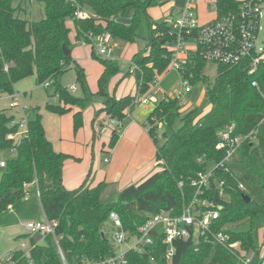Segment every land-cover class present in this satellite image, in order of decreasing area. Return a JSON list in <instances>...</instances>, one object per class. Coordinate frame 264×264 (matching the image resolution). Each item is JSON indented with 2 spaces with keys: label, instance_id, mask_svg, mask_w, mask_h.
Returning a JSON list of instances; mask_svg holds the SVG:
<instances>
[{
  "label": "trees",
  "instance_id": "16d2710c",
  "mask_svg": "<svg viewBox=\"0 0 264 264\" xmlns=\"http://www.w3.org/2000/svg\"><path fill=\"white\" fill-rule=\"evenodd\" d=\"M44 4V18L30 21L17 14L21 5L14 6V0H0V95L15 90V84L35 75L36 82L43 85L50 81L52 88L45 108L53 113L72 114L73 129L77 132L84 125L83 110L94 96H101L103 107L96 110L93 118V141L101 136L100 126L108 118L122 123L133 107L132 102L139 93H147L157 77L171 65L167 42L171 41V21H152L147 11L162 0H79L82 8L92 12L88 17H75L77 5L65 0H41ZM216 16L221 17L235 11L237 0H215ZM129 23L121 21L129 10ZM147 14L149 37L144 49L133 54L131 73L137 82L136 93L117 97L108 91L109 80L120 71L119 61L98 55L92 46V55L103 66L98 78V90L89 89L87 75L72 55H65L63 44L69 47L73 20L77 41L90 43L89 33L94 36L109 32L113 39L135 43L142 14ZM8 64V69H5ZM207 61L194 57L188 67L193 74L192 85L206 83V97L212 105L210 111L201 114L198 108L182 110L180 99H160L153 102L144 125L156 145L155 159L158 170L139 183L125 187L115 202L106 203L101 196L105 182L90 187L86 183L74 190L63 185L64 163L70 154L54 149L48 139L42 122V115L32 109L29 122V136L19 143L6 139L13 130L9 123L13 116L0 111V149L16 147L14 156L7 157V165L0 169V213L7 210L29 193V185L35 184L44 214L59 221L58 233L64 234L61 246L70 264H84L89 259H99L112 253V243L106 230L111 211L119 214L126 229L135 230L149 214L162 209L180 213L193 189L191 177L207 166L198 158L220 161L225 152L217 148L218 132L226 125H235V134L257 131L255 141H245L229 161L230 173L226 179V194L215 200L223 206L216 221V229L248 221L247 231L229 229L231 240L240 241L246 252H264V61L251 72L247 61L237 65L217 64V76L213 83L208 81L204 70ZM132 66L134 68L132 69ZM76 70V82L83 92L77 96L70 88L61 84L62 75ZM257 81V86L253 82ZM168 126L171 132H164V141H158L159 125ZM120 134L112 130L107 153L115 147ZM180 180L185 186L180 188ZM243 184L245 191L239 188ZM250 196L246 202L243 194ZM263 229V230H262ZM262 234L263 242L259 241ZM32 244L31 259L34 264H63L57 246L51 236H45L46 243L35 241L28 234ZM18 237V238H19ZM261 238V240H262ZM195 250L193 239L176 241V252L170 263L163 249L150 254H131L134 264H238L237 257L219 244L201 243ZM263 249V250H262ZM20 264L28 263L23 250L9 251Z\"/></svg>",
  "mask_w": 264,
  "mask_h": 264
},
{
  "label": "built area",
  "instance_id": "2783aa9c",
  "mask_svg": "<svg viewBox=\"0 0 264 264\" xmlns=\"http://www.w3.org/2000/svg\"><path fill=\"white\" fill-rule=\"evenodd\" d=\"M77 5L74 13L75 17H88L86 8H82L79 0H65ZM238 6L235 11L221 17H214L207 22H200L198 16V0H186L179 14L171 22L172 33L171 41L167 42V48L171 55V65L178 69L184 78L183 91L164 96L165 100L180 99L184 92L192 90L193 74L188 72V67L194 57L201 58L207 62H214L223 65H237L247 61L251 72L258 68L264 61V44L259 43V33L263 29L264 23V0H237ZM215 11L216 1L209 2ZM104 34L94 36L89 33L88 38L98 55L107 58H114L116 46L96 43V39ZM82 43H86L82 41ZM134 66L132 67V69ZM8 69V64H5ZM50 81H46L43 86L48 87ZM156 83V81L154 82ZM257 86V81L253 82ZM72 92L77 90L76 85L70 88ZM9 100L8 108L12 111L7 113L13 116L9 126L13 130L9 131L6 139L14 144L29 136V122L32 117V107L24 102L22 93L17 90L0 95ZM158 103L159 99L154 96H138L133 100L132 105ZM122 123L116 118H108L100 126L101 135L110 134L112 130H119ZM257 131L252 130L247 134H235V125H226L218 132L217 148L225 152V156L220 161L207 160L205 157L198 158L199 162H206L207 166L198 171L189 181L193 189L190 196L184 203L180 213L173 210L162 209L158 212L149 214L135 230L126 229L123 226L119 214L111 211L108 222L113 226L114 232L111 236L112 253L99 259L86 260L84 264H134L131 261V254H150V260L155 261V256L151 252H159L163 249L165 258L171 263L176 252V241L191 240L196 243L195 250H199L201 243L219 244L230 250L238 259V264H264V252L259 255L256 250L246 252L242 249L240 241H232L229 232L230 226L225 225L219 230L216 229V221L221 215L223 206L218 203L213 192L219 198L226 194V179L221 176L230 173L229 161L238 152L245 141H255ZM17 152L16 147L0 149V168L7 165L6 158L1 157L3 153L14 156ZM109 161V157L105 159ZM179 187L185 186V181L180 180ZM239 188L245 191L243 184ZM39 196V191H38ZM27 234L33 236L42 234L43 237L51 236L57 246L58 253L63 264H70L66 259L64 250L61 246L64 234L58 233L59 221L49 219L45 214L43 218L26 220L23 223ZM32 244L22 243V248L28 257L27 264H34L31 259L30 248ZM0 264H20L14 259L12 252L8 253ZM25 264V263H22Z\"/></svg>",
  "mask_w": 264,
  "mask_h": 264
},
{
  "label": "rangeland",
  "instance_id": "374dc122",
  "mask_svg": "<svg viewBox=\"0 0 264 264\" xmlns=\"http://www.w3.org/2000/svg\"><path fill=\"white\" fill-rule=\"evenodd\" d=\"M207 1L213 2V0H202L199 6V12L204 13L201 16L200 22H204L202 18L209 19L215 16V10L208 6L205 8L203 4ZM180 0H162L157 5L151 6L147 13L152 21L161 22V21H171L177 17L178 13L177 9L180 6ZM14 6L21 5V9L17 12L21 18L28 19L30 21H34L42 18L45 16L44 12V4L41 0H14ZM88 16H91L92 12L88 9H85ZM133 11L130 9L125 17L123 18V22L129 23L132 17ZM40 18V19H41ZM34 19V20H31ZM68 25L71 27L70 32V43L69 48L73 51V59L77 60V62L84 67L87 81L89 85V89L92 92H96L98 90V78L103 71V66L100 61L92 55V44L91 43H82L77 41L76 37V30L73 24V20H69ZM104 36L97 38L96 43H101L105 41L106 44L110 45L113 44L116 46V55L114 56V60L119 61L120 64V71L117 75L112 77L108 83V91L114 92L116 96H125L126 94L136 93L137 89V82L136 77L132 74L131 71V59L135 52L144 49L147 44V39L149 37V24H148V17L147 14L143 13L141 17V24L137 31V40L135 43H126L124 41H119L113 39L109 32H104ZM259 43L264 44V23L263 29H261L259 33ZM95 51L96 48H95ZM217 64L214 62H208L206 68L204 70L205 75L208 77V81L213 83L214 79L217 76ZM133 67V66H132ZM76 70L74 68L68 69L61 77L60 82L63 86L71 88L72 85L77 86V90L74 93L77 96H82L83 92L81 90L80 85L76 82ZM113 80H116L115 88H111V83ZM183 74L173 67H170L166 72L159 75L156 79V83H153L150 86V89L147 93H139L138 97L142 98L144 96H154L157 99H163L164 96H169L175 94L176 92L183 91ZM192 90L190 92H184L180 98V104L182 110H188L192 108H198L201 111V114L204 115L212 108L211 103L209 102L208 98L206 97V83L203 81H199L191 86ZM15 90L22 93V98L24 102L28 103L32 109H36L35 113L33 111V115L36 113H40L42 115V121L45 124V127L48 130V133L51 134L50 129L56 132V136L59 139L65 140L66 133L69 131L72 135H75L77 132L74 131L72 120H68L69 114L59 115L48 111L45 106L46 103L53 102L54 98L49 96L52 91L51 87H45L43 85H39L36 82L35 75L27 77L25 79L20 80L15 84ZM104 99L101 96H94L93 99L88 103L87 107L83 110L85 126L89 124L91 126L93 122V118L95 116L96 109L98 106L103 104ZM9 100L5 98L3 95L0 99V109H4L7 113H10L12 110L8 108ZM153 106V102L149 104H139L137 106L132 107V113L128 117L129 119L135 117L140 121H147V117L151 108ZM158 133V141L161 144L165 139L163 137L164 132H171V129L168 126L159 125ZM81 129V128H80ZM120 130V129H119ZM118 130V131H119ZM52 135V134H51ZM110 134H104L99 136L101 141L108 140ZM62 141L59 140L60 145H62ZM100 141V142H101ZM93 145V141H92ZM87 147V146H86ZM90 148L91 144H90ZM97 155L100 154L103 157L108 156L109 153H104L99 151V147L96 146ZM3 158L10 157L9 153H3ZM103 166H106L107 163L102 162ZM2 169V168H0ZM1 178V174H0ZM108 196H107V195ZM120 192L109 190L105 193V202H115L119 199ZM21 200V199H20ZM19 202V200L17 201ZM16 202V203H17ZM15 203V204H16ZM40 205L37 203L36 208L32 209L31 214H27L26 212L14 213V215L8 209L0 213V260H4L8 254V250H18L22 248V243L28 242V237H19L24 231H26L23 226L22 222L26 217L31 215H40ZM231 230L233 231H247L250 228V223L248 221L232 224L230 226ZM106 230L110 236L114 232V228L108 222L106 225ZM263 230V229H262ZM264 232V231H263ZM27 233V232H26ZM19 237V238H18ZM262 234L259 236V241L263 242ZM40 243L45 244L46 240L43 237L39 240ZM263 250V249H262ZM7 253V254H6Z\"/></svg>",
  "mask_w": 264,
  "mask_h": 264
},
{
  "label": "crops",
  "instance_id": "0c3cea01",
  "mask_svg": "<svg viewBox=\"0 0 264 264\" xmlns=\"http://www.w3.org/2000/svg\"><path fill=\"white\" fill-rule=\"evenodd\" d=\"M180 1L181 4L178 7L177 12H175L178 14L182 6L185 4L186 0ZM201 2L202 0H198L197 11L199 19H201V16H203L202 14H205V12L201 14L199 12V6ZM209 2L210 1H207V3L205 2L203 6L206 8ZM214 17H216V12ZM40 18L37 20H40ZM42 18H44V16ZM213 18H202V20H204V22H207ZM120 19L121 21L123 20V18ZM71 55L73 56V51ZM111 84V88H115L114 85L117 84L116 80H113ZM122 96L120 95L117 97ZM102 107L103 104L98 106L96 110H99ZM67 114H69V118L67 119V121L70 119L72 120L73 113ZM130 114H133L132 108H130L128 115L123 121V126L118 131L120 136L115 147L111 150L108 156L103 157L104 163H107L106 166L102 165V156H100V154L97 155L96 146L99 147L100 152L107 153V147H105V144L108 143L111 135H109L108 140L106 139L105 141H101V138L97 137L93 141L92 124L91 126H89V124L85 126L84 124L83 127L79 129L75 135H72L68 131L66 133V139L62 141V139L57 138V131L53 132L50 129L52 135L49 134L47 128L45 127V124L43 123L46 135L52 142L54 149L70 154L72 156V158H68L65 161L63 169V185L67 190H74L84 183H86L87 186L92 187L99 182L104 181L105 186L102 192L101 199L105 202V193L109 190L121 192L125 187L134 183L141 182L146 177L158 170V162L155 159L156 145L154 144V141L152 140L147 127L144 125L146 121L142 122L135 117L129 119L128 116ZM59 140L62 141V145H60ZM90 144L92 148H90ZM107 157H109V161H105ZM28 189L29 193L25 195L21 200H19V202H17L16 204L14 203L13 205H10L8 210L11 211L13 215L15 212L18 213V215L21 212H26L30 215L32 209L36 208L38 203L41 210L40 215H31L29 217H26L24 221L43 218L44 212L42 209L40 198L36 193L35 184H30ZM23 223L24 222H22V226ZM25 234H27L26 231H24V233H22L21 235ZM9 251L11 250H8V252Z\"/></svg>",
  "mask_w": 264,
  "mask_h": 264
},
{
  "label": "water",
  "instance_id": "95a60500",
  "mask_svg": "<svg viewBox=\"0 0 264 264\" xmlns=\"http://www.w3.org/2000/svg\"><path fill=\"white\" fill-rule=\"evenodd\" d=\"M63 50L65 55H70L72 53V50L68 46H66V44H63ZM243 198L246 202H249L251 199L247 193L243 194ZM33 238L35 239V241L39 242V240L43 238V235L38 233L33 235Z\"/></svg>",
  "mask_w": 264,
  "mask_h": 264
}]
</instances>
